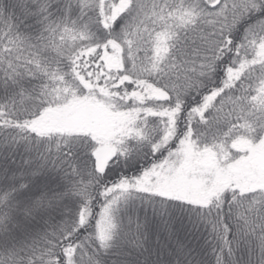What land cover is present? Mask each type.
<instances>
[{
	"label": "snow or ice",
	"instance_id": "6c2138e0",
	"mask_svg": "<svg viewBox=\"0 0 264 264\" xmlns=\"http://www.w3.org/2000/svg\"><path fill=\"white\" fill-rule=\"evenodd\" d=\"M0 264H264V0H0Z\"/></svg>",
	"mask_w": 264,
	"mask_h": 264
}]
</instances>
